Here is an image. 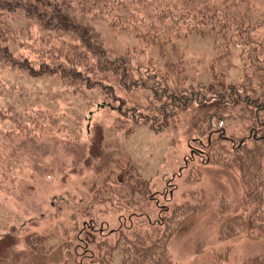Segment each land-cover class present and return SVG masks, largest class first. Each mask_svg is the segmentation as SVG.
Returning <instances> with one entry per match:
<instances>
[{"label":"trees","instance_id":"obj_1","mask_svg":"<svg viewBox=\"0 0 264 264\" xmlns=\"http://www.w3.org/2000/svg\"><path fill=\"white\" fill-rule=\"evenodd\" d=\"M98 1L0 0V63L34 77L56 75L70 88L99 91L103 105L116 110L119 121L146 125L155 132L172 128L179 109L195 105L196 115L189 129V154L183 160L182 171L165 176L163 189L154 191L151 180L141 178L132 165L123 170L120 180L119 175H109L89 190L91 202L85 212L89 240L81 253L67 247L68 256L78 258V264L87 257L95 259L93 264H115L117 255L121 257L119 264H189L174 259L170 241L189 218L201 212L205 201V196L194 189L179 192L181 200L175 201L180 178L189 185L199 182L201 172L194 167L196 160L227 169L237 161L239 166L245 214L223 221L221 238L242 233L249 239L264 237V39H255L263 22L254 20L250 0H225L220 5L213 0H158L152 8L153 17L132 16L140 44L120 56L111 55L100 33L82 23L65 5L105 13L111 3L123 7L130 3L107 0L98 7ZM147 1L132 0V5L142 7ZM19 12H23L28 24L10 28L4 19ZM189 35L209 37L218 46H225V51L232 45L247 46L242 82H227L212 64V81L207 87L189 84L176 45V39ZM148 43L156 47L164 61L159 71L152 62L144 66L138 59ZM133 50H137L136 54ZM169 52L178 61L172 60ZM222 56L221 52L218 58ZM2 85L0 81V90ZM224 105H237L239 115L229 117L249 125L247 137L237 140L227 134L224 122L229 117L213 110ZM46 115L48 111L38 110L25 125V113L0 108V139L6 120L15 122V128H25L22 130L27 133L49 132L48 125L38 122ZM12 132L6 130V134ZM1 143L0 140V151ZM115 198L119 200L114 202ZM96 207L103 216L122 212L119 226L98 229ZM246 264H264V256L253 255Z\"/></svg>","mask_w":264,"mask_h":264},{"label":"rangeland","instance_id":"obj_2","mask_svg":"<svg viewBox=\"0 0 264 264\" xmlns=\"http://www.w3.org/2000/svg\"><path fill=\"white\" fill-rule=\"evenodd\" d=\"M120 1L130 2L129 6L111 3L105 13L96 9L80 10L77 5L65 3L82 23L100 33L113 56L139 46L132 16L151 18L155 13L152 8L158 4V0H148L141 7L132 5V0ZM223 1L213 0L216 5ZM250 2L254 20L263 22L255 34V39L261 40L264 39V0ZM106 3L107 0H99L98 7ZM4 21L13 29L28 24L23 12ZM217 43L198 35L176 39L189 84L207 87L212 81V64L217 72L225 75L227 82H242L249 49L237 44L225 51L222 48L225 46ZM11 46L15 49V45ZM221 52L223 56L218 58ZM170 56L177 60L172 53ZM138 59L144 66L152 62L157 71L164 63L151 43ZM0 81L3 84L0 108L25 113V125L30 124L38 110L49 113L38 120L49 126V132L42 131L43 134L15 128L16 123L11 120L2 123L5 131L0 139L3 142L0 151V264H78V258L68 256L67 247L77 248L81 253L89 240L88 230H85L89 218L85 212L91 202L89 190L97 186L95 184L109 175L120 176L124 169L134 165L139 176L151 180L156 191L165 187V176L172 177L182 171L183 160L189 154V129L196 115L195 105L179 109L172 128L155 132L146 125L119 121L117 111L103 105L99 91L67 87L56 75L34 77L0 63ZM213 110L227 117L231 114L237 117L240 113L237 105ZM235 117L227 118L224 126L230 137L239 140L249 135L250 128ZM9 129L13 132L6 134ZM233 162L232 169H227L196 160L194 167L200 170L201 178L193 185L179 176L175 201L181 200L179 192L193 189L199 190L205 201L201 212L189 218L172 237L170 251L175 260L189 264H246L253 255L264 256L262 236L249 239L242 233L225 240L220 236L223 221L245 214L244 185L237 161ZM118 200L115 198L114 202ZM95 212L99 218L98 229L119 226L118 216L122 212L103 216L97 207ZM120 260L117 255L114 263L119 264ZM82 261L83 264L95 263L94 258L88 257Z\"/></svg>","mask_w":264,"mask_h":264}]
</instances>
